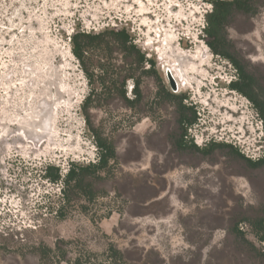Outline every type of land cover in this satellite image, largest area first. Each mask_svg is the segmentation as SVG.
I'll list each match as a JSON object with an SVG mask.
<instances>
[{
  "label": "rangeland",
  "instance_id": "374dc122",
  "mask_svg": "<svg viewBox=\"0 0 264 264\" xmlns=\"http://www.w3.org/2000/svg\"><path fill=\"white\" fill-rule=\"evenodd\" d=\"M214 1L0 0V264H264V122L232 88L264 110V0L230 15V58ZM79 32L103 35L84 63ZM98 139L116 156L67 186Z\"/></svg>",
  "mask_w": 264,
  "mask_h": 264
},
{
  "label": "trees",
  "instance_id": "16d2710c",
  "mask_svg": "<svg viewBox=\"0 0 264 264\" xmlns=\"http://www.w3.org/2000/svg\"><path fill=\"white\" fill-rule=\"evenodd\" d=\"M214 11L209 15V27L207 29V35L209 38L213 39L210 42V47L214 49L215 53L221 55L225 58H230L229 55L224 54L223 52L219 51L217 48L218 41L222 38V31L224 30L225 26L228 23V19L234 10L243 11V12H250V0H215L213 2ZM115 38V41L120 44L125 51L130 53H136L139 55L141 63H143L146 59L145 54H142L139 49H137L136 45L133 44V38L130 33L123 29L121 31H110ZM103 38L102 34L92 35L87 34L85 32H79L75 34L72 38L73 44V54L74 56L82 63L85 62L87 49L92 47L95 42H100ZM152 66H155L154 61L151 62ZM236 67L240 70L241 75L243 74L242 68L236 61H233ZM92 79V75H89ZM245 79L244 76L238 82H234L232 84L233 90H237L240 93L244 94L245 96L249 97L253 103L258 107L262 120L264 122V110L260 108V103L250 96L249 91L250 84H246L242 81ZM125 94V92H124ZM169 96L173 99H179L182 103L183 99L176 96L175 94L170 93ZM186 121V120H183ZM195 120L188 121L189 124H193ZM222 145H213V147H220ZM98 147L101 150V158L98 164H90L88 166H73L72 170L69 172L66 178V185L70 186L73 182L76 186H80L85 177L86 172L98 173L101 170H104L108 167L110 159L116 156L114 147L109 144L108 142L98 139ZM254 166H260L264 164V159L259 160L258 162H252ZM48 175L50 178L53 179L54 182H58L61 180V175L58 173V169L54 167L48 168ZM264 239V237H263Z\"/></svg>",
  "mask_w": 264,
  "mask_h": 264
},
{
  "label": "water",
  "instance_id": "95a60500",
  "mask_svg": "<svg viewBox=\"0 0 264 264\" xmlns=\"http://www.w3.org/2000/svg\"><path fill=\"white\" fill-rule=\"evenodd\" d=\"M168 76H169V80H170V84H171L172 89L174 91H177L178 90L177 84H176V82H175V80H174V78L170 72H169Z\"/></svg>",
  "mask_w": 264,
  "mask_h": 264
}]
</instances>
